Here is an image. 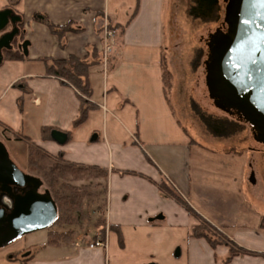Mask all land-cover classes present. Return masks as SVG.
<instances>
[{
	"label": "crops",
	"instance_id": "crops-1",
	"mask_svg": "<svg viewBox=\"0 0 264 264\" xmlns=\"http://www.w3.org/2000/svg\"><path fill=\"white\" fill-rule=\"evenodd\" d=\"M175 8L172 0H0V10L11 9L20 17L17 43L28 42L26 55L17 43L13 45L23 59H5L3 50L0 127L9 135L16 132L30 138L50 155L61 153L73 164L106 171L105 178L95 179L103 185L101 219L92 218L84 232L95 235L104 230L105 249H89L91 239L85 240L72 227L69 241L49 244L46 229L42 241L20 237L0 248V264H224L228 247H212L203 237H190L189 229L197 220L162 194L161 181L226 238L264 254V218L256 220L255 227L234 228L230 236L209 219L221 216L219 206L209 208L212 202L204 188L211 184L206 177L211 155L218 161L215 173L232 175L234 182L241 168L244 172L246 160L240 146L227 149L201 141L194 127L183 125L176 116L171 94L182 40L181 33L176 36ZM68 22L77 31L66 32L62 39L50 30L49 25ZM109 25L116 28L110 53L114 66L105 71L102 64L95 65L88 74L90 100L96 108L71 131L65 144L43 139L42 128L69 131L79 108L76 90L46 75L43 59L83 58L91 48L100 51L103 28ZM162 62L172 74L168 96ZM242 188L246 192V186ZM194 197L210 211L199 213ZM249 231L253 236H244ZM227 264H264V257L238 255Z\"/></svg>",
	"mask_w": 264,
	"mask_h": 264
},
{
	"label": "rangeland",
	"instance_id": "rangeland-1",
	"mask_svg": "<svg viewBox=\"0 0 264 264\" xmlns=\"http://www.w3.org/2000/svg\"><path fill=\"white\" fill-rule=\"evenodd\" d=\"M172 1L176 4L175 11L177 12V22L179 24L176 27V36L178 39L181 33L182 40V53L180 57H176V78L174 90L171 94V103L176 116L183 125L189 124L193 126L196 137L201 141L221 144L227 149H236L240 146L244 151L243 156L246 160V167L244 172L241 168L240 172L236 173V182L232 181L230 177L232 175L222 177L220 174L215 173V170L219 169L218 161L213 159L215 155H211L212 162L206 166V177L211 179V182L208 181L211 183L209 187H204L207 199L212 202L209 208L213 209V205L219 206L221 213L218 218L215 217L214 219L209 216V219L225 234L230 236L234 228L255 227V221L257 220L259 223L260 218H264V144L254 139L251 128L247 123L239 121L235 116H230L215 107L208 96L205 86L204 61L207 56L206 43L208 34L214 32L223 23L225 0H218V17L214 21H203L190 17L188 9L192 4L191 0ZM16 43L17 38L14 39L13 45H16ZM206 118H210L211 122H213L212 120H220L221 123H227L226 131L224 130L225 133L219 136L211 133L207 128ZM5 131L0 127V141L6 146L10 158L14 160L22 171L41 180L40 192L47 190V185L41 175V169L31 171L28 167V143L24 140L14 139L12 133L9 135ZM42 164L44 165L46 162L42 161ZM232 170L230 169V171ZM251 173L253 174L254 183L249 181ZM61 182L64 184V181ZM221 183H224V187ZM69 184L76 188H85V191L91 192V197L83 199V203L77 212L78 223L71 227L73 232L77 229L78 234L82 235L85 240H92L94 234L90 232L84 235V232L90 225L92 218H96L98 221L101 219L100 214L104 206L102 185H97L96 180L92 178L69 181ZM228 184L229 187H227ZM244 186H246V192L243 191L242 187ZM254 197H257L260 202L255 201ZM188 200L193 204L192 199ZM194 208L203 215H205L204 211H210L206 210L208 207L205 202H197L195 197ZM219 210H217V213H219ZM206 217L208 218V216ZM221 220L224 222H220ZM79 224L82 225L81 228L78 227ZM207 225L209 224L207 223ZM206 227V234L211 240L218 242V240L225 238L223 234L212 226ZM68 229H64L65 231L63 230V232ZM45 236L46 229H41L27 233L22 238L27 241L32 239L42 241ZM244 236L251 237L253 233L249 231ZM247 241L250 244L253 240L248 238ZM239 246L246 248L244 245ZM18 256H21V254Z\"/></svg>",
	"mask_w": 264,
	"mask_h": 264
},
{
	"label": "water",
	"instance_id": "water-1",
	"mask_svg": "<svg viewBox=\"0 0 264 264\" xmlns=\"http://www.w3.org/2000/svg\"><path fill=\"white\" fill-rule=\"evenodd\" d=\"M19 22L11 9L0 10V64L3 50L13 49L20 34ZM223 23L225 29L209 33L206 43L208 96L215 107L247 123L254 139L264 144V0H225ZM27 45L23 41L17 47L26 55ZM50 138L63 145L68 135L53 129ZM249 181L254 183L252 173ZM0 183L10 201L9 206L0 202V248L55 222L58 209L49 191H39L41 180L22 171L1 141Z\"/></svg>",
	"mask_w": 264,
	"mask_h": 264
},
{
	"label": "trees",
	"instance_id": "trees-1",
	"mask_svg": "<svg viewBox=\"0 0 264 264\" xmlns=\"http://www.w3.org/2000/svg\"><path fill=\"white\" fill-rule=\"evenodd\" d=\"M192 4L189 6L188 14L194 19H200L203 21H214L218 17L219 1L218 0H191ZM50 30L57 34L62 39L66 32H76L73 28V22H68L62 26L49 25ZM115 32V27L108 26ZM122 32V29H120ZM5 59H23V55L17 53L13 49L6 50ZM45 63V74L48 76L56 77L60 80L61 84L72 86L78 93L79 108L75 119L71 124V129L66 131L67 135H70L71 131L83 123L89 111L96 108V104L93 103L90 98L92 95V88L88 82V74L90 69L95 65H101L100 51L95 48H91L88 55L83 58H79L70 55L66 59H43ZM114 58L111 54L107 58V70H111L114 66ZM162 69V83L166 96L172 87V74L166 68L164 63H161ZM206 118L207 128L211 133L215 135H223L226 131L227 123H221L220 120H212ZM228 125H230L228 123ZM225 130V131H224ZM51 128H42L41 137L48 139L50 136ZM14 139L24 140L28 143V167L31 171L40 170L41 175L47 185L51 197L57 205V218L55 222L47 229L48 230V243L56 244L58 242L69 241L73 232L70 229L71 226L77 224V212L79 211L83 199L85 197H91L90 191H85V188H76L69 184V181L81 180L82 178L103 179L106 176V171L102 168L85 166L82 164H73L63 159L61 153L56 156L50 155L41 146L35 144L30 138L22 136L19 133L12 132ZM42 161L46 164H42ZM132 173V172H128ZM61 181H64L62 184ZM97 185H102L97 182ZM158 187L162 194L174 199L180 204L188 213L190 217L197 220V224L193 225L189 229V236L205 238L212 247L217 245H225L228 247V255L224 261L227 264L233 257L238 255H254L263 256V253L247 250L241 246L235 244L228 238H223L215 242L210 239L206 234L207 223L201 219L199 214L188 204V202L176 191L173 187L169 186L166 182L161 181ZM103 189V185H102ZM103 198L104 194L102 193ZM89 201V200H88ZM104 205V200H103ZM204 223V224H203ZM68 229L63 232L64 229ZM111 228V227H110ZM115 229V228H114ZM65 231V230H64ZM102 236H105L104 230L101 232ZM117 235L120 244L122 243V235L117 230Z\"/></svg>",
	"mask_w": 264,
	"mask_h": 264
},
{
	"label": "built area",
	"instance_id": "built-area-1",
	"mask_svg": "<svg viewBox=\"0 0 264 264\" xmlns=\"http://www.w3.org/2000/svg\"><path fill=\"white\" fill-rule=\"evenodd\" d=\"M115 43V32L108 26L103 28V45L100 49V55L102 60L103 70H107V58L112 52ZM89 249H105L106 248V237L101 235V232L94 235V238L87 244Z\"/></svg>",
	"mask_w": 264,
	"mask_h": 264
},
{
	"label": "flooded vegetation",
	"instance_id": "flooded-vegetation-1",
	"mask_svg": "<svg viewBox=\"0 0 264 264\" xmlns=\"http://www.w3.org/2000/svg\"><path fill=\"white\" fill-rule=\"evenodd\" d=\"M220 29H225V24L224 23H222L221 24V26L219 27ZM13 189V191L14 192H19V190H18V188H16V187H12ZM0 202L2 203V204H6V205H10V201H9V199H8V197H7V193H6V191L3 189V187H2V184L0 183Z\"/></svg>",
	"mask_w": 264,
	"mask_h": 264
}]
</instances>
